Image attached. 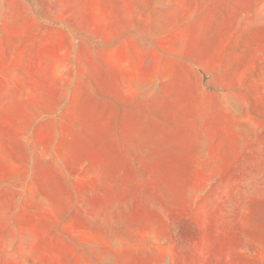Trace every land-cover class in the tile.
<instances>
[{
    "label": "rangeland",
    "instance_id": "1",
    "mask_svg": "<svg viewBox=\"0 0 264 264\" xmlns=\"http://www.w3.org/2000/svg\"><path fill=\"white\" fill-rule=\"evenodd\" d=\"M0 264H264V0H0Z\"/></svg>",
    "mask_w": 264,
    "mask_h": 264
},
{
    "label": "bare ground",
    "instance_id": "2",
    "mask_svg": "<svg viewBox=\"0 0 264 264\" xmlns=\"http://www.w3.org/2000/svg\"><path fill=\"white\" fill-rule=\"evenodd\" d=\"M52 3V2H51Z\"/></svg>",
    "mask_w": 264,
    "mask_h": 264
}]
</instances>
